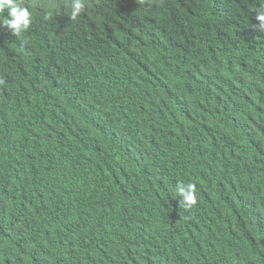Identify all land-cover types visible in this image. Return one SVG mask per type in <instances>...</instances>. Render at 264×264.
<instances>
[{"label":"trees","instance_id":"1","mask_svg":"<svg viewBox=\"0 0 264 264\" xmlns=\"http://www.w3.org/2000/svg\"><path fill=\"white\" fill-rule=\"evenodd\" d=\"M17 2L0 264H264L261 0H84L75 18L68 0Z\"/></svg>","mask_w":264,"mask_h":264},{"label":"clouds","instance_id":"2","mask_svg":"<svg viewBox=\"0 0 264 264\" xmlns=\"http://www.w3.org/2000/svg\"><path fill=\"white\" fill-rule=\"evenodd\" d=\"M261 3L264 5V0H261ZM67 6L71 9L70 18L81 14L86 7L84 0H68ZM4 12L6 15L0 18V27L7 28L13 35H19L29 28L31 14L28 7L18 3L17 0H0V14ZM256 20V29L264 31V11L257 13ZM173 196L178 197L180 205L185 208L197 203L196 188L192 183L185 185L183 182H178Z\"/></svg>","mask_w":264,"mask_h":264}]
</instances>
